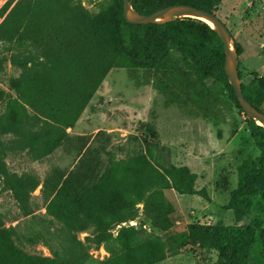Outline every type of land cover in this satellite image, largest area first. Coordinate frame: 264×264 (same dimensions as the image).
Segmentation results:
<instances>
[{
  "label": "rangeland",
  "instance_id": "rangeland-1",
  "mask_svg": "<svg viewBox=\"0 0 264 264\" xmlns=\"http://www.w3.org/2000/svg\"><path fill=\"white\" fill-rule=\"evenodd\" d=\"M16 1L0 0V24ZM119 5L120 0H29L26 11L43 21L35 30L42 29L44 48L30 40L28 48L19 50L12 42L0 41V120L22 110L14 102L18 97L14 79L22 73L14 63L16 56L21 62L44 56L49 66L43 67L42 76L35 66L32 78L49 79L70 97L86 93L82 114L66 129L65 144L48 156L33 155L23 135L0 129V227L16 230L12 238L24 252L60 264L111 259L121 243L114 240L109 250L105 243L92 240L91 229L75 233L84 249L71 252L61 244L62 225L47 213L56 190L45 191L44 183L58 171L63 179L85 188L80 193L91 189L107 194L94 183L110 169L109 158L128 160L139 153L136 165L146 183L147 201L137 205L134 217L114 223L110 233L117 238L130 228L137 231L133 232L137 240L161 238L167 255L154 264H220L219 252L202 246L193 228L250 223L249 217L227 208L239 185L242 162L261 154L249 117L220 66L210 71L197 66L184 46L162 29L131 26L134 35L161 55L153 66L134 62L120 45ZM216 9L240 48L242 81L264 78V0H220ZM260 108L264 111V102ZM24 126L26 134L34 129ZM147 163L165 179L151 173ZM175 170L191 177L183 189L168 179ZM17 184L23 191L16 189ZM69 199L63 193L56 207ZM151 204L162 214L147 210ZM65 252L70 255L63 258Z\"/></svg>",
  "mask_w": 264,
  "mask_h": 264
},
{
  "label": "trees",
  "instance_id": "trees-1",
  "mask_svg": "<svg viewBox=\"0 0 264 264\" xmlns=\"http://www.w3.org/2000/svg\"><path fill=\"white\" fill-rule=\"evenodd\" d=\"M131 1L139 12L150 14L171 4H190L216 13L220 0H207V3L202 0ZM28 3L29 0L16 1L0 24V41L4 44L12 42L19 50L28 48L30 40L44 48L42 29L37 32L35 30L43 21L26 11ZM123 6L124 0H120L119 40L122 50L132 57L134 62L153 66L161 58L150 45L131 31V26H150L164 30L173 40L181 43L187 56L197 60V66L210 71L212 66L219 65L224 79L229 81L225 68L224 43L208 22L186 16L176 17L161 24H134L126 20ZM237 49L239 52L238 46ZM18 60L16 56L14 63L22 69V73L14 79L13 87L18 94L14 102L22 110L2 118L0 129L3 132L14 131L23 135V139L28 140L33 155L48 156L65 144L68 137L66 129L82 114L86 93L82 90L75 97H70L61 85L54 84L49 79L40 81L32 78L31 72L35 66L38 68L37 72H41L44 66H49L48 61L44 62V56H38V59L30 62ZM36 60H40V63L36 64ZM51 67L57 69L53 63ZM39 74L42 76V72ZM229 86L235 93L231 83ZM242 86L247 99L261 109L260 105L264 102V78L253 79L248 83L242 81ZM234 95L241 110L245 112L236 93ZM249 122L261 154L242 162L239 168V185L233 191L227 208L235 210L239 217H249L250 223L245 227L197 225L193 228L195 238L202 246L219 252L220 264H264V127L257 125L250 118ZM25 123L34 127L30 134L25 133ZM140 155L138 153L128 160L118 161L109 158L110 169L102 171L94 183L95 187L108 190L107 194L95 193L91 189L80 193L85 188L83 190L76 187L78 182L73 179H63L58 171L47 177L44 183L45 191L56 190V196L50 201L47 213L62 225L61 231L65 235V240L61 244L70 248L71 252L84 249L83 243L75 233L91 229L92 240L98 244L105 243L109 250H112V242L116 239L122 245L120 250L118 248L112 250L114 255L111 259L100 261L98 264H154L166 258L165 247L161 243V238L157 236L137 240L134 234H137V231L133 230V233L130 228L122 230L117 238L110 233L114 223L134 217L137 205L147 201L146 183L136 165ZM147 165L152 167L149 163ZM150 171L160 179H165V175L155 168L152 167ZM167 176L168 179H173L179 190L183 189L186 179H191L176 170ZM16 189L19 192L23 191L21 184H17ZM189 192H193L192 189ZM63 193L69 194L70 199L68 204L57 208L56 201ZM154 208L159 211V215L162 214L156 204L146 206L147 210ZM12 234H17L14 228L0 227V264L61 263L54 259L29 255L14 242ZM69 255V252H65L63 258Z\"/></svg>",
  "mask_w": 264,
  "mask_h": 264
},
{
  "label": "water",
  "instance_id": "water-1",
  "mask_svg": "<svg viewBox=\"0 0 264 264\" xmlns=\"http://www.w3.org/2000/svg\"><path fill=\"white\" fill-rule=\"evenodd\" d=\"M124 16L134 24L166 23L176 17H196L208 22L221 37L225 48V68L230 83L235 89L236 96L247 116L257 125L264 127V111L256 107L244 94L239 69V52L235 37L228 25L215 13L190 4H171L150 14L139 12L131 0H124Z\"/></svg>",
  "mask_w": 264,
  "mask_h": 264
},
{
  "label": "bare ground",
  "instance_id": "bare-ground-1",
  "mask_svg": "<svg viewBox=\"0 0 264 264\" xmlns=\"http://www.w3.org/2000/svg\"><path fill=\"white\" fill-rule=\"evenodd\" d=\"M204 19V18H203Z\"/></svg>",
  "mask_w": 264,
  "mask_h": 264
}]
</instances>
